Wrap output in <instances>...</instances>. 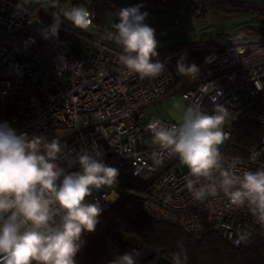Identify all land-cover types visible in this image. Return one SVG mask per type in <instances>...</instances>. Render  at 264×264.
I'll return each instance as SVG.
<instances>
[{"label": "built area", "instance_id": "1", "mask_svg": "<svg viewBox=\"0 0 264 264\" xmlns=\"http://www.w3.org/2000/svg\"><path fill=\"white\" fill-rule=\"evenodd\" d=\"M23 1L0 0V123L7 122L17 134L59 138L68 157L61 166L68 172L79 170L75 157L82 150L101 153L108 166L119 170L114 201L104 199L113 191L109 188L87 198L99 200L101 214L121 195L138 194L144 215L196 238L212 232L238 247L246 228L264 229L248 207L237 208L223 194L195 200L185 188L188 170L178 159L164 154L157 164L152 156L158 149L148 123L158 119L171 126L178 121L162 110L145 121L150 106L176 95L184 106L200 102L210 115L215 104L222 105L230 113L224 126L229 139L221 146L225 160L240 158L241 173L264 167V26L243 25L230 33L157 48L153 62L166 68L158 77L142 79L119 62L122 48L112 39L115 30L99 24L88 7L93 26L78 30L79 39L76 29L65 24L55 36L50 34L52 0ZM41 8L47 13H40ZM145 9L170 16L185 9L199 15L206 11L193 0H157ZM181 56L185 65L198 67L195 79L177 73ZM203 87L212 90L205 94ZM238 115L262 129L258 143L243 156L227 152Z\"/></svg>", "mask_w": 264, "mask_h": 264}, {"label": "clouds", "instance_id": "2", "mask_svg": "<svg viewBox=\"0 0 264 264\" xmlns=\"http://www.w3.org/2000/svg\"><path fill=\"white\" fill-rule=\"evenodd\" d=\"M148 13L140 6L122 8L119 22L111 27L114 42L122 48L119 62L129 74L140 78L158 77L166 68L153 62L158 56L155 30L144 23ZM63 17L73 27L88 30L93 14L84 6H72ZM61 21L54 16L49 31L55 36ZM177 61L179 75L195 79L199 69ZM212 89L203 87L207 94ZM215 100V99H213ZM177 123H148L157 151V164L164 154L175 156L188 172L185 188L197 201L223 194L237 208L248 207L256 222L264 225V167L256 171L238 170L240 158L226 161L221 146L229 139L224 126L228 110L215 104L213 114L200 102L175 105ZM68 157L59 138L17 134L7 122L0 123V264H77L76 255L84 243V232H94L102 208L88 197L102 188L113 189L104 199L114 201L119 170L108 166L101 153L82 150L75 157L78 171L68 172L61 162ZM246 240L247 235H241ZM182 252H174L173 264H183ZM109 264H137L135 250L115 257Z\"/></svg>", "mask_w": 264, "mask_h": 264}, {"label": "trees", "instance_id": "3", "mask_svg": "<svg viewBox=\"0 0 264 264\" xmlns=\"http://www.w3.org/2000/svg\"><path fill=\"white\" fill-rule=\"evenodd\" d=\"M155 1L157 0H134L133 4L140 6L143 13ZM193 2H201L206 11L217 10L228 16L251 13L264 16V8L237 0ZM65 4L66 0H52L51 13L60 19L61 24L76 29V35L81 39V32L78 31L80 29L73 27L63 17V11L67 10ZM71 6L88 7L94 11L96 21L105 24L109 13L117 8V0H72ZM261 130L259 124L238 115L232 124L227 152L234 156L245 155L249 148L258 143ZM140 205V195H121L99 216L96 230L83 233L84 243L76 255L77 264H109L115 257L133 250L137 258L144 246L156 249L159 255L171 262L174 252H182L183 264H264V229L254 226L246 228L243 235L246 234L247 239L235 247L215 233H205L196 238L168 222L149 218L141 212ZM143 264H157L156 257Z\"/></svg>", "mask_w": 264, "mask_h": 264}, {"label": "rangeland", "instance_id": "4", "mask_svg": "<svg viewBox=\"0 0 264 264\" xmlns=\"http://www.w3.org/2000/svg\"><path fill=\"white\" fill-rule=\"evenodd\" d=\"M31 3L33 0H25ZM72 0H66L65 7L70 9ZM46 7L48 3L44 4ZM132 4L130 7H134ZM40 13H47V8H41ZM145 24L155 30V38L158 43L157 48L177 43H186L195 40L198 37H210L223 33H230L243 25L264 26V16H258L256 13L224 15L217 10L206 11L202 15L196 14L190 10H184L180 15L170 16L165 13L149 12ZM34 25L40 28L35 20ZM179 103L184 106L183 99L180 95L168 98L167 100L150 106L146 114L145 121H151L158 117L162 110L166 116L174 119L172 113L179 115V109L175 105Z\"/></svg>", "mask_w": 264, "mask_h": 264}, {"label": "water", "instance_id": "5", "mask_svg": "<svg viewBox=\"0 0 264 264\" xmlns=\"http://www.w3.org/2000/svg\"><path fill=\"white\" fill-rule=\"evenodd\" d=\"M238 2L242 3H249L254 4L257 6H260L261 8H264V0H237ZM134 0H117V8L109 13L108 20H107V27L112 28L111 24L113 22L117 23L119 21L118 12L122 8H128L133 4ZM156 257V263L157 264H173L170 260L165 258L162 255H159L157 250L144 246L141 248L138 257H137V264H143L147 260Z\"/></svg>", "mask_w": 264, "mask_h": 264}, {"label": "crops", "instance_id": "6", "mask_svg": "<svg viewBox=\"0 0 264 264\" xmlns=\"http://www.w3.org/2000/svg\"><path fill=\"white\" fill-rule=\"evenodd\" d=\"M166 100H167V99H166ZM164 101H165V100H164ZM174 120H176V121H177V119H175V118H174Z\"/></svg>", "mask_w": 264, "mask_h": 264}]
</instances>
